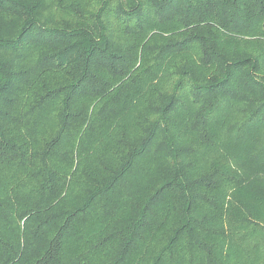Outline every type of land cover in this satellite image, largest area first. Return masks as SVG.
I'll return each mask as SVG.
<instances>
[{"label": "trees", "instance_id": "obj_1", "mask_svg": "<svg viewBox=\"0 0 264 264\" xmlns=\"http://www.w3.org/2000/svg\"><path fill=\"white\" fill-rule=\"evenodd\" d=\"M242 159L264 0H0V264H264Z\"/></svg>", "mask_w": 264, "mask_h": 264}, {"label": "rangeland", "instance_id": "obj_2", "mask_svg": "<svg viewBox=\"0 0 264 264\" xmlns=\"http://www.w3.org/2000/svg\"><path fill=\"white\" fill-rule=\"evenodd\" d=\"M246 48L248 50L254 51V49H257L256 44L252 43H245L244 45L241 44V49ZM254 132L251 133L249 136H246L245 138L242 139L243 147H240V151L246 150V147L251 143V139L254 137ZM237 163L241 166V168L249 174V177L257 178L259 176L263 177L262 175L258 174V171L262 170V167L260 165H254L252 168L250 167V164L248 162H245L243 159L238 160ZM260 178V177H259ZM263 214H264V207H263Z\"/></svg>", "mask_w": 264, "mask_h": 264}]
</instances>
